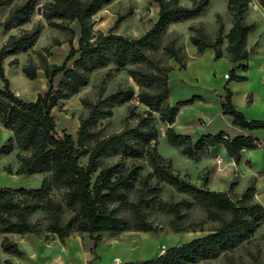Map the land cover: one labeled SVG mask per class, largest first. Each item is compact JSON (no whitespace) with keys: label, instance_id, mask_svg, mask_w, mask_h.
I'll use <instances>...</instances> for the list:
<instances>
[{"label":"trees","instance_id":"trees-1","mask_svg":"<svg viewBox=\"0 0 264 264\" xmlns=\"http://www.w3.org/2000/svg\"><path fill=\"white\" fill-rule=\"evenodd\" d=\"M111 1L0 0V26L5 32L16 30L0 46V125L12 134L0 146V155L16 152L17 175H43L37 187L0 186V248L23 258L26 253L14 234H31L44 241L56 236L64 243L65 238L81 233L92 241L89 251L95 255L102 233L161 232L162 227L148 218L151 211L167 214L172 232L205 231L203 222L184 223L186 212L198 205L206 221L212 223L206 234L171 245L153 258L119 264H197L220 256L224 264H238L230 253L264 224V206L254 198L255 184L240 192L232 191L233 183L230 191L211 190L206 178L195 185L174 169L170 157L158 150L162 136L188 159H197L210 147L223 144L227 156L238 163L242 150L257 147L251 134L230 135L220 130L201 132L194 140L173 126L180 106L203 99L193 95L175 104L170 102V73L175 67L169 60L179 68H185L188 60L183 45L176 38H166L168 28L204 12L210 0H192L190 6L179 0H150L158 7L157 18L137 37L114 31L129 13L118 16L106 32H94L93 16ZM224 1L232 16L227 33L222 35V24L214 37L190 25L189 40L198 56L211 48L217 60L223 56L221 45L225 39L228 63L248 60L253 49L247 48V38L256 24L246 21L245 14L253 0ZM255 1L264 10V0ZM38 5L42 17L34 19ZM73 22L79 26L77 47L73 44ZM45 26L65 34L69 50L59 64L48 60L50 48L61 43L58 39L34 49ZM18 53L27 54L21 65L26 78L36 79L42 71L47 80V89L31 101L9 88L2 68L7 56ZM15 63L16 59L9 62ZM109 64L110 74L125 71L134 85L117 86L95 100L80 98L83 110L76 135L58 134L52 109L85 87L92 72ZM242 70L246 72L248 67ZM228 76L229 81L247 80V76L237 75L234 70ZM224 91L222 115L241 130L264 131V119L247 118L233 104L232 90L225 86ZM123 104L126 109L117 130L105 133L97 127L100 120L111 117L113 109ZM82 157H87L86 164L80 162ZM163 184L186 197L177 202L165 200L161 196ZM5 264L11 262L5 260ZM248 264H264V257L252 256Z\"/></svg>","mask_w":264,"mask_h":264},{"label":"rangeland","instance_id":"rangeland-1","mask_svg":"<svg viewBox=\"0 0 264 264\" xmlns=\"http://www.w3.org/2000/svg\"><path fill=\"white\" fill-rule=\"evenodd\" d=\"M180 4L185 6H190L192 0H179ZM211 6L210 10H204L201 14L193 17L192 19L182 22L172 24L168 28V33L166 38H176L177 43H180L184 47V51L186 52L185 43L189 40L191 35V31L188 29L190 25L201 28L206 34L210 37H214L217 32V27L219 24H222L223 31L222 35H225L228 30L229 24L232 22V16L229 14L228 10H224L220 4V0H210ZM223 1V0H222ZM257 10V7L251 3L249 4V10ZM158 7L155 3L150 2V0H112L109 4L103 6L94 16L95 20L94 32L102 31L106 32L113 24L116 18L120 15L129 13L127 17L123 18L118 25H116L114 31L124 34L129 37H137L144 33L148 27L155 21L157 18ZM5 13V10L2 11V15ZM217 15L220 18H217ZM248 15H250L248 13ZM249 17L257 18V13L251 14ZM38 18L34 16V19ZM72 28L75 30L76 36L73 39V44L77 47V39L79 34V26L77 22L71 23ZM29 27V25H26ZM16 30H11L10 32H5L0 26V46L3 41L6 39L9 33H15ZM254 32V31H253ZM54 39H58L61 43L58 45H53L49 50L48 60L49 62L60 63L64 56L67 54L69 50L68 43L64 42L65 34L57 29L44 27L42 30L34 49H41L43 47L49 46L53 43ZM251 39V38H250ZM251 43V40H250ZM252 47L253 45L250 44ZM226 46V40H223L221 45V49H224ZM255 50V49H253ZM252 53L250 54V56ZM35 58V55H32ZM26 53H18L16 55L7 56L2 61V68L4 71L5 77L9 81V88L19 97L24 99L25 101L34 100L38 93H43L47 89V80L43 76V72L39 71L36 79H28L21 72V65L26 60ZM250 58V57H249ZM13 59L17 60L15 64H9V62ZM188 65H186L184 69L185 71H176L173 70L170 73V102L171 104H175L176 101L183 100L189 97L196 89L193 87V83L189 80L187 76H190V73L199 72L200 82L196 84L198 86L197 91L201 92V97L203 100H206L210 97L217 99V94H215V90L209 89L208 91H203L201 87L204 88L205 76L203 74L207 73L211 76L209 79L212 80L213 76L217 78L219 75L217 71H214L213 68H216V64H214V57H210L209 55H201L198 56L197 52L192 56H187ZM247 61V60H246ZM241 61L237 62V66H225L224 70L221 73L222 79H224L225 83L232 84L233 82L236 84L233 85V90L235 92L234 98L237 102V106L240 104V101L244 99L246 102L247 96L250 95V99L252 101L251 104L246 107V117H259L264 118V84L262 82V75L264 74L263 70L253 69L252 70V79L246 82H235L229 81L228 78H224V73H230V70H234L237 75H247L249 73V66H251V62ZM72 61H69V65ZM169 63L173 64L174 67H178L173 60H169ZM247 66L248 71H243L242 67ZM112 68V65L109 64L103 68L97 69L90 74L88 84L81 88L77 94L70 97L69 99L61 100L59 103L52 109V114L57 118V127L56 130L58 134H62L63 132L70 133L72 135H76L78 129V117L83 110L80 98L87 97L92 100H95L99 96H103L111 90L115 89L117 86H126V85H134L130 77L127 76L125 71H120L117 73L110 74L109 70ZM179 70V69H177ZM184 76V77H183ZM57 76L54 79V83L58 80ZM178 77L183 78V81L177 79ZM0 86H3V82L0 79ZM225 87V86H224ZM246 87L249 89L244 92ZM223 95L225 94L223 88ZM249 97V96H248ZM34 98V99H33ZM196 101V100H195ZM194 102V101H193ZM193 104V103H192ZM198 105L197 103L195 106ZM191 106L195 111H197V107ZM126 109V104L116 106L113 109V114L111 117L107 119L100 120L98 122L97 127L101 129L103 132H110L113 130H117L120 127L121 119L124 115ZM185 111V108H184ZM185 118V113L181 115V119ZM198 122L201 123V120ZM180 125H177V128H180ZM215 127L221 129H225L230 135L239 134L241 132L245 134L254 135L256 138L257 149L250 152L241 151V161L238 163L232 162L227 159L226 154L224 152L215 153L214 155H210L208 153H204L197 157V159H188L182 154H180L179 149L169 145L164 136L160 139L158 150L159 152L167 157L172 159L173 167L176 171H178L181 176H185L191 183L195 185H200L204 178L208 179V174L211 170H214L218 174L215 183V187L223 188L225 191H230V186L233 183V192H240L245 189L250 184H256V193L254 194V198L260 202L264 206L263 199L261 198V194L264 193V183L263 187L259 184L262 182V178L264 176V131L263 130H253V131H245L241 130L238 127H235L231 123V119L229 117H221L218 119L217 123H215ZM213 126V128H215ZM12 134L4 129L0 125V146L3 142L10 137ZM194 140L196 136L193 137ZM15 151L8 156L0 155V186H25V187H37L40 185L42 174H34L30 176L26 175H17L15 174V170L18 166L17 160L15 157ZM216 156V159H215ZM87 157L80 158V162L82 164H86ZM247 167L255 169L254 179L245 177ZM260 182V183H259ZM229 183V184H228ZM260 187V188H258ZM161 196L165 200L177 202L186 197L185 194L177 192L173 187L163 184L161 188ZM148 218L157 225L162 227V231L159 233H150V237L144 240V244L141 248H138L136 252L131 253V255H127L128 258L132 257L131 260L138 259L140 256L145 259H150L154 257L160 250L167 248L171 245H175L184 241H188L194 237L206 234L207 229L212 225L211 222L206 221L205 212L198 206L194 205L189 211L186 212V216L184 218V223H197L203 222L202 227L206 229L205 231H195V232H180L175 233L172 232L168 226V222L170 217L159 211H151L148 213ZM84 239L87 243H91L87 234H83ZM105 239L111 241L113 238L115 240H125L128 238H132L133 236H137L136 234L131 233H120V234H102ZM119 235V236H117ZM0 235V240H1ZM141 237V235H140ZM15 240H17L18 244L21 248L26 249L29 253L32 248L29 243L35 244L34 249L37 252L42 253L44 256H38V260L33 264H46V257L49 256L48 252L57 251V245L52 243L49 246V240L38 242L37 237L34 235L28 234L23 237L20 235L13 236ZM165 240L166 244L163 243ZM161 242V243H157ZM163 243V244H162ZM122 245V243L120 244ZM118 245V247H120ZM163 245V246H162ZM41 246V247H40ZM49 247V248H48ZM48 248V252H47ZM141 251V254L138 252ZM139 254V255H137ZM230 255L234 258V260L239 264L245 263L248 264L251 262L252 256H257L259 258L264 257V224L261 225L253 234L252 237L249 238L247 242L243 245L237 247L230 253ZM102 259L104 256L101 254ZM113 259H117L121 261V258L114 257ZM112 259V260H113ZM5 260H9L11 264H18V261L13 260L12 256L5 254L0 248V264H5ZM130 260V259H129ZM31 264L25 257L22 259L20 264ZM86 264H96L94 260H89ZM113 264V262H112ZM197 264H224V257L220 256L216 259L200 262Z\"/></svg>","mask_w":264,"mask_h":264},{"label":"crops","instance_id":"crops-1","mask_svg":"<svg viewBox=\"0 0 264 264\" xmlns=\"http://www.w3.org/2000/svg\"><path fill=\"white\" fill-rule=\"evenodd\" d=\"M220 4L224 10H227L226 1L220 0ZM252 4H254L257 7V10L256 11H255V9L249 10V11L247 10V12L245 14V20L248 22H254L256 24V27L253 30L254 32L252 31L251 33H249L248 38H247V48H252L255 50H253L251 52L252 55L250 56V58L247 61L245 60L246 62H251L252 65L249 66V73H247V75H245V76H247V80H245L243 82H246V81L252 79V70L253 69H259V70L264 71V10L255 0H253L251 2V5ZM210 8H212L211 1H210L209 6H207V8L205 9V11L210 10ZM254 12L257 13L258 17L257 18L249 17ZM248 13L250 15H248ZM183 22H186V21H183ZM180 23H182V22H180ZM231 26H232V24H229L228 30L231 28ZM250 40H251V43H250ZM250 44H252L253 46L250 47L251 46ZM185 48H186V52L188 51L190 54V55H188V53H186L188 57L192 56V55H194V53H196V47L191 42L187 41L185 43ZM203 55H209L212 58V57H214V51L211 48H207ZM222 55H223L222 57H220L217 61L214 62V64H216L217 69L213 68L214 71H217L219 76L217 78H215L213 76V78L211 80V79H209V77L211 76V73L210 74H207V73L203 74L206 77L205 78L206 84H205L204 88L201 87V89L205 92L208 91L209 89L215 90L216 91L215 94H217V99L210 97L206 100H196L193 102V104H190V105L180 106L179 107L180 111L178 112L177 117H176L177 121L175 120V122L173 124V126L177 132L190 135L192 138L194 136H196V138H197L201 132L217 133L218 131L223 130L226 133H228L223 128L219 129V128L215 127V123H217L218 119L221 117H224L222 115L221 106H220V103H221V100L223 97L222 91H223L224 86H227L232 90V93H233L232 102H233V104L239 110H241L246 116V110L245 109H246L247 105L252 103V101L250 103H248L247 99H246V102L244 101V99H242L240 101V104L237 106V102L235 101L236 99L234 98L235 92L233 90V85H232V84H236V83L233 82L232 84L227 85L225 83L224 79H222V77H221V73L224 70L225 66H237V62L236 63H228V61L226 59L225 48L222 49ZM186 65H188V62ZM177 69H179V70H177ZM175 70L176 71H182V72L185 71L184 69L179 68V66L175 67ZM175 70H173V72ZM199 75L200 74L197 71V72H193L192 74L190 73V76H187L189 78V80L194 84L193 87L196 90L189 97H187L185 99H189L193 95L201 96V92L197 91L198 86L196 85V84H198V82L201 84ZM177 79H179L180 81L184 80L181 77H178ZM263 79H264V74L262 75V82H263ZM247 90H249V89L246 87V89H244V92ZM197 102H200V103H197ZM196 103L198 105L195 106ZM191 106L197 107V111H195V109H193ZM184 108H185V112H186L185 118L181 119V112L184 111ZM181 109H183V110H181ZM251 118L264 119V118H259V117H251ZM199 120H201V123L198 122ZM177 125H180L181 127L177 128ZM213 126L215 128H213ZM255 149H257V147L254 149H247V150H242V151L250 152V151H254ZM220 152H224V154H226V150H225L223 144H218L216 146L210 147L207 151L201 153L200 155H202L204 153L214 155L215 153H220ZM226 156H227V154H226ZM215 159H216V156H215ZM227 159L234 162L228 156H227ZM240 161H241V159H240ZM245 172H246V174L244 175L245 177L254 179V177H253L255 175V173H254L255 169L254 168L247 167ZM218 174H220V173H216L214 170H211L209 172V174H208L209 180L207 183V187L209 189L215 190V191H225L223 188L215 187L214 181H216V179L219 180V178H217ZM263 179H264V176L262 178L261 184H259L261 187H263V183H264ZM258 188H260V187H258ZM261 198L263 199L262 202H264V193L261 194ZM120 233L123 234V232H115V233L105 232L102 234H120ZM126 233L136 234L137 236H133L132 238H128L125 240H115L113 238L111 241H109V240L105 239L106 235L104 237L101 235L102 238H101V241L99 242L98 246L96 247V250H95L96 254L95 255H93L89 251V247L91 246L92 241L90 240L91 243H87L86 240L84 239V235L81 233H75V234L65 238L64 243H61L59 241V239L55 236L49 240V243H50L49 246L52 243H54L58 246L57 247L58 249H57V251L52 253V252H48L49 247L47 248V252H48L49 256L46 257V259H45L46 264H86V262L89 260H94L96 262V264H112V259L114 257L121 258V261H119L120 263L125 262V261H130L132 259V257L128 258L127 255H131V253L136 252L138 248L142 247V245L144 244L145 241L142 240L140 237V233H142V232L131 231V232H126ZM148 233H150V232H148ZM17 235H19V234H14L13 236L17 237ZM117 236H119V235H117ZM37 239H38L37 240L38 242L44 241V240L39 239V238H37ZM16 242H17V240H16ZM121 243H122V245H120ZM29 245L34 249L35 244L33 246V244L29 243ZM118 245H120V247H118ZM164 249H162V250H164ZM23 250L26 253V255L24 257L31 264H33L34 262H36V260H38V258H39L38 256L42 255V253L37 252V250H35V249H34L36 251L35 256H30V254L28 253V251L26 249H23ZM162 250H160V251H162ZM160 251L156 255H158L160 253ZM138 253L141 254V251H139ZM101 254L104 256V259H102ZM139 254H137V255H139ZM7 255H9V254H7ZM9 256H12V255H9ZM12 257H13L14 262H15V260H17V258H19V257H15V256H12ZM23 258H19L20 261H22ZM138 259H145V258H142L140 256ZM134 260H137V259H134Z\"/></svg>","mask_w":264,"mask_h":264},{"label":"bare ground","instance_id":"bare-ground-1","mask_svg":"<svg viewBox=\"0 0 264 264\" xmlns=\"http://www.w3.org/2000/svg\"><path fill=\"white\" fill-rule=\"evenodd\" d=\"M131 79V78H130ZM132 80V79H131ZM132 83H133V81H132ZM197 103H200V102H197ZM181 110H183V109H181ZM180 111V110H179ZM183 113H186L185 111H182L181 112V115H183ZM177 121V120H176ZM126 232H131V231H125V232H123V233H126ZM140 235H141V239H146V238H148V237H150V233H148V232H142V233H140ZM69 241V240H68ZM166 241L167 240H165L163 243H165L166 244ZM157 243H161V242H157ZM162 243V244H163ZM50 244V243H49ZM71 244V243H70ZM74 244V243H73ZM163 246V245H162ZM73 250V249H72ZM29 254H30V256H35L36 255V251L33 249V248H31L30 249V251H29ZM42 256H44V255H42ZM40 257V256H39ZM33 260V259H32ZM17 261H18V264H20L22 261H20V259L19 258H17ZM22 264H24V263H22Z\"/></svg>","mask_w":264,"mask_h":264},{"label":"water","instance_id":"water-1","mask_svg":"<svg viewBox=\"0 0 264 264\" xmlns=\"http://www.w3.org/2000/svg\"><path fill=\"white\" fill-rule=\"evenodd\" d=\"M35 16H37L38 18H41L42 17V9H41V5H38L37 7H36V11H35ZM162 135H164L163 133H162Z\"/></svg>","mask_w":264,"mask_h":264},{"label":"built area","instance_id":"built-area-1","mask_svg":"<svg viewBox=\"0 0 264 264\" xmlns=\"http://www.w3.org/2000/svg\"><path fill=\"white\" fill-rule=\"evenodd\" d=\"M224 78H228V73H224ZM113 264H119L120 262L117 259L112 260Z\"/></svg>","mask_w":264,"mask_h":264}]
</instances>
